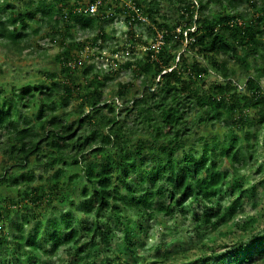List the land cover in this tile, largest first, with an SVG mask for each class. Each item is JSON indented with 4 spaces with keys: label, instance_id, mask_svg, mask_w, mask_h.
<instances>
[{
    "label": "trees",
    "instance_id": "trees-1",
    "mask_svg": "<svg viewBox=\"0 0 264 264\" xmlns=\"http://www.w3.org/2000/svg\"><path fill=\"white\" fill-rule=\"evenodd\" d=\"M98 1L0 0L3 50L46 55L32 44L42 32L59 48L35 81L0 82V264H50L61 249L60 264H264V228L233 225L255 192L240 172L264 149V0ZM168 2L176 19L159 14ZM117 15L143 17L161 44L129 30L123 48L106 45L101 25ZM89 42L97 58L109 50L105 66L83 58ZM124 70L140 83L104 99ZM72 101L80 111H66ZM133 112L131 127L118 120ZM158 216L171 237L144 255L143 223ZM216 238L228 241L214 249Z\"/></svg>",
    "mask_w": 264,
    "mask_h": 264
},
{
    "label": "rangeland",
    "instance_id": "rangeland-1",
    "mask_svg": "<svg viewBox=\"0 0 264 264\" xmlns=\"http://www.w3.org/2000/svg\"><path fill=\"white\" fill-rule=\"evenodd\" d=\"M119 3L122 2L124 5L126 4L128 7L133 8L134 5L131 1L129 0H118ZM148 2L151 0H147ZM259 0H257L258 5ZM172 5L173 2H168L165 6L162 8L160 7L159 14L160 15H167L168 17H171L173 19H176V14L172 10ZM120 4L118 5V7ZM135 8V7H134ZM129 16L131 14H128ZM127 15H117L113 19L104 22L101 26L103 29L108 33L110 37H114V40H108L106 45L113 47V45H119L120 47L123 48V45L125 44V34L129 30H132L135 33V38H137L139 35H141L142 40L147 41L148 44H152L153 46L160 45L161 43V33H158L156 35V40L155 38L148 36V28L146 26L147 20L142 17L140 19L143 21V23H136V24H126L124 22V17ZM49 32H42L39 36L32 37V44H36L41 46L47 51L46 55L40 56L37 54L38 49H35L37 51H33L32 54H28V51L22 53L21 55H14L12 53H7L5 50H3L0 47V82H5V83H12V82H24L26 80H32L35 81V79L40 78L38 76V73L42 71L44 68L49 67L53 63V58L59 53V48L55 44H51L49 42V36L47 35ZM80 38V41L86 40L87 36H78ZM153 40V41H152ZM87 47H85L83 51V58L87 59L89 65H94L95 67L97 66H105L107 63V60H105L106 57H109L110 52L105 48L104 53H106V56H104V59L97 58L95 55H97V47H94L92 45L86 44ZM187 46V43L185 42L182 46L184 48ZM128 47V46H126ZM264 48V47H263ZM262 48V49H263ZM129 48H125L123 52H119L117 55L114 57L118 60H123L126 55H131ZM145 48H142V46H136L134 51L137 55V57H140V51H144ZM260 51L259 55L264 56V50ZM107 59V58H106ZM227 60V59H226ZM252 61V59H249ZM262 63H264L261 60ZM260 62V63H261ZM231 66H238L235 61L228 62ZM244 77V76H243ZM133 81L136 85L140 83V78L135 79L133 77V73L128 70L121 71L118 78L110 83L106 90L104 91L103 98L108 99L110 95L113 93L115 88V85L118 81L121 82H129ZM243 81V80H241ZM261 85L264 91V79L261 80ZM241 84V82H237ZM137 86L136 88H138ZM80 106L75 102L72 101L71 104H69L68 108L66 111H80ZM134 112L132 115L126 116L124 119V116H119L118 120L124 121L131 127V120L134 117ZM5 151V148H4ZM245 158H248V154L244 155ZM148 160V158H147ZM0 163L3 164H8L7 158L4 156L3 151L0 150ZM2 165V164H1ZM149 164L146 162V165L144 166L147 167ZM240 167V165H239ZM41 166H37L36 170L39 172ZM38 174V173H37ZM13 175V173H12ZM240 175L244 177V189H250L251 187H255V192H254V197L247 200L243 204V211L240 216H238L236 222L233 224L234 226L237 224L238 228L242 227V224L246 221V219L249 218H254L256 221L254 222V232L259 231L261 228H264V149L261 146H258V149L255 153V158L254 162L250 164L247 169L243 170L240 172ZM134 175H131L129 179L126 180V183L130 182L131 179H134ZM2 194V190L0 189V195ZM221 203L224 204L226 202V198L222 197L221 198ZM64 206H62V209H65L67 207V203L64 202ZM55 214H51L48 216V219L54 218ZM158 219L153 220L149 224L143 223L145 232H144V237L148 234V237L150 239L146 242L145 246L143 247V254L146 255L147 251L150 253L151 247L158 245L159 243H168L171 235L169 234L170 231L172 230L174 224H171L167 222V219L162 220L161 224H158V220L161 219L160 216L157 217ZM82 221L79 220L78 224H76V228H78L81 225ZM48 225V224H47ZM149 225V226H148ZM49 227V225H48ZM148 229V230H147ZM189 224H178L177 225V231L181 232L180 234L182 235H188L186 232L189 230ZM224 230V229H223ZM233 231L235 230L234 228L232 229ZM243 231V230H242ZM241 231V232H242ZM250 231V230H249ZM238 231V236L241 233ZM155 233V236H152ZM238 236H235L233 238L229 237L228 239L232 242L236 241L238 239ZM248 236V235H247ZM227 238H216V240L213 241V246L214 249H217L219 246H221L224 242L228 241L226 240ZM190 242L189 239H185L184 243L188 244ZM45 251H48V247L46 246ZM44 256V255H43ZM6 256L4 255V251H0V260L5 259ZM67 252L64 249L59 250L58 256H54L51 259L50 264H60L63 263V260H67ZM62 261V262H61ZM227 264H233V261H230L229 259L226 260ZM23 264H26L25 261H23ZM213 264H221L219 262H214Z\"/></svg>",
    "mask_w": 264,
    "mask_h": 264
},
{
    "label": "built area",
    "instance_id": "built-area-1",
    "mask_svg": "<svg viewBox=\"0 0 264 264\" xmlns=\"http://www.w3.org/2000/svg\"><path fill=\"white\" fill-rule=\"evenodd\" d=\"M99 2H100V0L98 1V3ZM88 11H89V13L94 14L97 11V5L90 6L89 9H88Z\"/></svg>",
    "mask_w": 264,
    "mask_h": 264
}]
</instances>
